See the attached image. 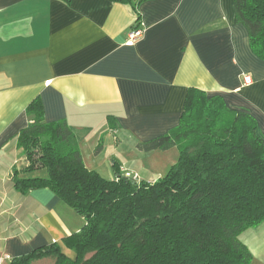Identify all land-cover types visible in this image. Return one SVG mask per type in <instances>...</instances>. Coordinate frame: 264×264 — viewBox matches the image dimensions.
<instances>
[{
    "label": "crops",
    "instance_id": "obj_1",
    "mask_svg": "<svg viewBox=\"0 0 264 264\" xmlns=\"http://www.w3.org/2000/svg\"><path fill=\"white\" fill-rule=\"evenodd\" d=\"M137 12L145 33L128 46ZM235 16V0H0V258L10 256L4 264L53 243L73 259L65 238L85 224L51 190L23 195L14 186L15 175L48 176L27 172L29 159L17 145L36 100L47 123L67 122L87 168L108 180L128 171L155 182L169 171L176 148L159 154L138 144L179 125L190 88L250 114L264 138V61ZM241 240L251 264H264V223Z\"/></svg>",
    "mask_w": 264,
    "mask_h": 264
},
{
    "label": "trees",
    "instance_id": "obj_2",
    "mask_svg": "<svg viewBox=\"0 0 264 264\" xmlns=\"http://www.w3.org/2000/svg\"><path fill=\"white\" fill-rule=\"evenodd\" d=\"M235 15L264 61V0H235ZM140 19L137 12L138 25ZM27 112L17 145L29 159L27 172L48 176L15 175V188L23 195L51 190L85 224L64 241L75 258L53 243L10 264L252 263L241 236L264 223V138L250 114L190 88L179 125L138 144L143 152H179L162 178L148 182L121 173L108 180L88 169L67 122L47 123L39 100Z\"/></svg>",
    "mask_w": 264,
    "mask_h": 264
},
{
    "label": "built area",
    "instance_id": "obj_3",
    "mask_svg": "<svg viewBox=\"0 0 264 264\" xmlns=\"http://www.w3.org/2000/svg\"><path fill=\"white\" fill-rule=\"evenodd\" d=\"M144 33H145V30L143 28H141L140 25H136V27H134V29L129 33L128 38L126 40V45H128V46L133 45L134 43L139 41L144 36ZM245 81L250 82V77L246 76ZM123 176L128 178V179L138 180V179L134 178L132 173H130L128 171H125ZM9 260H10V256L5 255L2 258H0V264H4L5 261H9Z\"/></svg>",
    "mask_w": 264,
    "mask_h": 264
},
{
    "label": "rangeland",
    "instance_id": "obj_4",
    "mask_svg": "<svg viewBox=\"0 0 264 264\" xmlns=\"http://www.w3.org/2000/svg\"><path fill=\"white\" fill-rule=\"evenodd\" d=\"M127 145H130V143H127ZM160 153L159 154H163L162 152L163 151H159ZM49 262H40V263H38V264H48Z\"/></svg>",
    "mask_w": 264,
    "mask_h": 264
}]
</instances>
